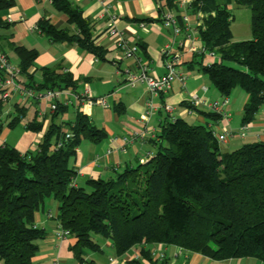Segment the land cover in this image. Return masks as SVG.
Segmentation results:
<instances>
[{
	"label": "trees",
	"instance_id": "trees-1",
	"mask_svg": "<svg viewBox=\"0 0 264 264\" xmlns=\"http://www.w3.org/2000/svg\"><path fill=\"white\" fill-rule=\"evenodd\" d=\"M51 1L75 31L56 28L47 19L40 20L37 29L51 41L76 43L101 59L103 51L93 42L80 11L67 0ZM164 2L174 5V0ZM232 2L250 8V39H232ZM12 5V0H0V11ZM189 7L201 14L196 29L203 49L219 57L201 65L202 72L222 95L236 87L247 94L241 125L250 124L264 103V0H192ZM6 27L0 17V28ZM6 47L17 56L20 73L34 83L35 91L74 87L67 73L49 68L35 83L27 69L37 51L0 35V49L7 54ZM231 62L240 68L230 66ZM60 109L57 102L55 111ZM15 110L10 127L24 114L23 107L15 105ZM2 125L0 121V131ZM25 127L37 131L41 124L32 120ZM68 128L71 137L50 123L34 153L21 155L6 144L0 147L3 264H35L36 241L44 231L34 225V213L49 198L58 203V220L74 239L70 249L80 263L87 250H101L96 236L110 238L116 255L141 245L139 256L124 264H168L167 258L154 259L151 249L143 246L156 243L215 260L250 257L264 262V140L223 152L208 126L182 118L166 120L160 126L156 151L146 163L125 169L116 179H88L86 186H72L76 172L69 160L76 147L84 139L98 143L106 132L83 113ZM58 142L60 146L54 148Z\"/></svg>",
	"mask_w": 264,
	"mask_h": 264
},
{
	"label": "crops",
	"instance_id": "crops-1",
	"mask_svg": "<svg viewBox=\"0 0 264 264\" xmlns=\"http://www.w3.org/2000/svg\"><path fill=\"white\" fill-rule=\"evenodd\" d=\"M12 1L11 7L0 11L1 19L7 23L6 28H0V35L8 36L12 43L37 51L27 74L32 76L35 83H39L42 70L49 68L58 73H67L74 87L61 89L58 96L61 109L57 111H51L47 100L40 97L22 101L17 94L3 103L0 147L6 144L21 155L34 153L50 123L67 133L69 124L73 123L78 113H83L94 126L106 132V137L98 143L82 140L69 160V165L76 172V184L86 186L88 179H116L125 169L146 163L156 151L160 126L166 120L182 118L193 125H206L217 133H231L225 142L219 143L223 152L232 151L245 142L264 140V103L248 124L245 136L239 135L242 110L247 100V94L239 87L230 92L227 105L222 107L228 116L208 110L203 105L189 107L192 94L208 102H219L223 96L200 68L201 65L219 61V57L197 52L202 47L196 29L201 14L189 7L192 0H174L171 7L164 0H105L109 11L116 16L115 26L120 35L130 43L138 44V56L147 64L149 75L162 76L165 73V57L161 53L165 45H171L172 51L180 54L179 69L187 76L185 86L182 87L174 79L171 87L158 95L151 94L143 82L129 85V73L137 72L138 67L133 59L122 56L116 45L118 37L107 34V15L99 1L67 0L88 23L93 42L103 51L101 59L76 43L51 41L37 29L38 22L47 19L56 28L75 31L74 25L68 23L67 15L58 11L51 0ZM165 11L180 17L183 31L179 35H174L171 28L163 25ZM187 33L191 37H187ZM5 49L9 52V59L11 55L14 59L12 63L17 65L15 53L9 47ZM18 80L35 90L34 83L24 74L20 73ZM77 94L94 98L104 96L107 106L87 105L75 96ZM150 100L155 109L146 119H141ZM15 105L23 107L24 114L10 127L9 120L18 113ZM167 106L171 108L170 111L165 108ZM189 108L192 110L189 111ZM32 120L41 124L40 130L25 127ZM48 210L52 217L47 216ZM58 222V203L49 198L34 213V225L44 231V236L36 241L38 250L33 257L35 264H108L109 258H113L116 264H124L141 248V245H135L124 254L116 255L110 238L96 236L101 250H87L80 263L70 249L74 239H57L54 236ZM143 246L152 252L163 251L168 264H264L250 257L215 260L163 243ZM0 264L3 263L0 261Z\"/></svg>",
	"mask_w": 264,
	"mask_h": 264
},
{
	"label": "built area",
	"instance_id": "built-area-1",
	"mask_svg": "<svg viewBox=\"0 0 264 264\" xmlns=\"http://www.w3.org/2000/svg\"><path fill=\"white\" fill-rule=\"evenodd\" d=\"M103 5L104 13L107 15L106 22V32L110 36H117L118 39L116 41V45L121 52L122 56L125 58H131L135 61L136 66L138 67L137 72H130L128 76V83L130 86H134L136 82H143L147 85L149 91L153 95H158L166 92L170 87L171 83L174 79H177L181 86H185V82L187 76L179 69L181 56L179 53H175L172 51L171 45L167 44L162 48V55L165 57V73L162 76H151L147 73V64L143 63L139 56V47L135 43H130L128 40L124 39L120 32L117 30L115 26L116 16L109 11V5L105 3V0H97ZM162 23L164 26L172 29L174 35H179L183 31V27L180 25V22L177 20L176 16L172 14L170 11H165L162 16ZM187 37H191L189 33L186 34ZM199 54H207L211 57H214L216 54L211 51H206L201 47L197 50ZM20 75V71L18 65L11 62L8 55L0 49V103L7 102L12 96L19 95L22 101H25L26 98L31 97H40L44 98L48 102V107L51 111H55L57 108L58 96L60 94L61 89L53 88V89H44L35 91L32 88L26 87L22 85L18 77ZM77 98L85 101L87 105L91 104H99L102 106H107L106 100L104 96L99 97H90L84 94L75 95ZM190 106L189 107H197L199 105H203L208 110L213 112H217L222 116H228L227 113L222 109L228 103V97L223 95L221 101H213L208 102L201 100L196 94H192L189 99ZM167 111H170L171 108L168 106L165 107ZM189 108V111L192 109ZM155 109L152 101H148L146 104L145 114L141 116V119H146L150 113ZM212 130L213 135L216 137L219 143L225 142L231 133H217L215 130ZM248 129V125H242L239 129V135L244 137L246 134V130ZM71 133L67 132L65 137H71ZM60 143L55 144L54 148H58ZM72 186H77L75 175L71 179ZM47 216L52 217V213L50 210L47 211ZM54 236L57 239H64L70 237V232L63 228L60 222L55 229ZM139 256V251L137 250V254L133 256V258H137ZM152 256L155 259H163L165 257V253L163 251H153ZM108 264H116L113 258L108 259Z\"/></svg>",
	"mask_w": 264,
	"mask_h": 264
},
{
	"label": "rangeland",
	"instance_id": "rangeland-1",
	"mask_svg": "<svg viewBox=\"0 0 264 264\" xmlns=\"http://www.w3.org/2000/svg\"><path fill=\"white\" fill-rule=\"evenodd\" d=\"M229 10L233 17L230 24L232 39L235 41L250 39L252 37L251 23H250V16H251L250 8L247 6H240L232 2L231 4H229ZM7 53L9 54V52ZM10 59L11 62L14 61L11 55H10ZM228 64L230 66L240 68V66L235 63L231 62Z\"/></svg>",
	"mask_w": 264,
	"mask_h": 264
}]
</instances>
